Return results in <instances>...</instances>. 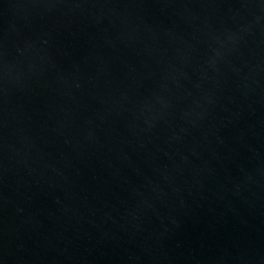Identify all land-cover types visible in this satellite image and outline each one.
I'll list each match as a JSON object with an SVG mask.
<instances>
[{"label": "water", "instance_id": "water-1", "mask_svg": "<svg viewBox=\"0 0 264 264\" xmlns=\"http://www.w3.org/2000/svg\"><path fill=\"white\" fill-rule=\"evenodd\" d=\"M0 264H264V0H0Z\"/></svg>", "mask_w": 264, "mask_h": 264}]
</instances>
